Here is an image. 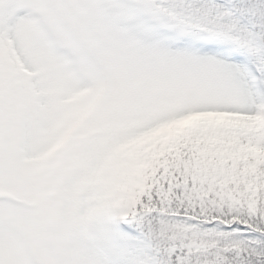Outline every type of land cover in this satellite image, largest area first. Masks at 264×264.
Segmentation results:
<instances>
[{"label": "snow or ice", "instance_id": "1", "mask_svg": "<svg viewBox=\"0 0 264 264\" xmlns=\"http://www.w3.org/2000/svg\"><path fill=\"white\" fill-rule=\"evenodd\" d=\"M0 264H264V0H0Z\"/></svg>", "mask_w": 264, "mask_h": 264}]
</instances>
